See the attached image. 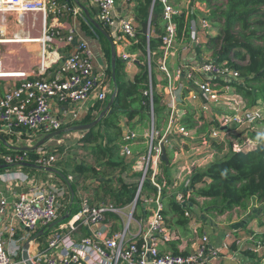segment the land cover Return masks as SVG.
Wrapping results in <instances>:
<instances>
[{
    "label": "built area",
    "instance_id": "1",
    "mask_svg": "<svg viewBox=\"0 0 264 264\" xmlns=\"http://www.w3.org/2000/svg\"><path fill=\"white\" fill-rule=\"evenodd\" d=\"M48 1L0 0V22L5 20L7 15L14 13L20 16L27 13H42L46 19ZM118 1L96 0L99 20L115 32L117 41L122 42L127 38L136 42L138 32L136 18L133 15H119ZM55 2L56 0H53V3ZM202 5L207 6L200 0H150L146 29L149 41L155 34L153 15L160 9L163 27L159 47L161 54L153 66L148 47V70L151 81L145 94L149 95L153 105L152 74L154 70H159V73L163 74V82L156 83V88L163 92L164 102L170 110L169 129L176 125L180 133L186 136L189 134L188 128L178 118L180 115L178 105L181 100L178 83L185 80L191 86L194 85L198 91L193 92L192 96L197 99L198 92L207 96L214 94L209 80L220 78L229 82L237 80L240 76L239 71L229 64V60L217 62L211 59L201 63L183 61L176 68L170 67V58L183 54V58L180 59H184V55L202 44L200 32L209 26V22L205 18H196V15L190 17L192 11L203 8ZM181 15H185L186 20L189 18V35L183 36L182 39L178 35L177 21ZM50 29L52 32L45 33L44 36L48 41H54L55 34H59L60 30L56 26ZM69 33L71 35L66 40L73 41V31L69 30ZM46 52L42 53V63L38 69L40 73L46 71V63L50 60L46 57ZM123 58L131 59L127 54H124ZM37 71L6 66L5 59L0 55V82L7 84L0 96V122L5 130L14 133L27 131L32 135L61 129L63 119L53 112L51 103L53 99L65 104L85 103L91 99L105 101L114 90L105 71L95 72L92 51L84 42L79 43L76 50L65 58L61 68L62 76L35 77ZM151 113L154 114L153 107ZM263 116L264 102L252 107V111L246 112L244 118L236 116L235 122L241 124ZM135 136L133 132H127L124 136L125 143L121 146V154L126 158L134 157L131 141ZM148 142L146 152L138 155L135 160V164H140L142 178L129 205L131 208L126 211L128 207H118L110 202H97L89 195L82 196L78 205L79 210L74 214L70 212L67 220L51 229L47 244L43 245L40 238L31 241L29 254L34 264H220L219 259H228L222 252L231 251L232 245L238 246L240 242L232 232H224L219 246L213 245L212 237L206 231L199 237L192 252L183 254L174 252L172 248L165 249L167 244L180 240L182 236L178 228L168 223L163 212L162 194L165 184L162 185L157 180L163 152L162 142H157L154 135L150 136ZM0 157L4 159V163L9 164L31 161L27 151H17ZM53 159L54 157L41 156L32 162L52 166L50 164ZM69 178L71 180L72 175ZM145 181L153 188L154 196L144 200L149 215L146 223L142 224L136 222L135 210L140 194H146L149 189L146 188ZM63 193L58 187L33 184L26 192L16 194L11 201L0 196V220H5L4 228L0 231V264H24L19 257L24 241L41 228H49V225L59 217L58 209ZM176 197L175 200L181 202L184 196L177 194ZM150 203H153V206H148ZM109 212L117 214L121 221L126 217V226L112 231L113 223L106 221ZM185 215L190 216L188 210ZM134 222L136 226L132 231L131 226ZM82 228L87 231L83 236Z\"/></svg>",
    "mask_w": 264,
    "mask_h": 264
},
{
    "label": "rangeland",
    "instance_id": "2",
    "mask_svg": "<svg viewBox=\"0 0 264 264\" xmlns=\"http://www.w3.org/2000/svg\"><path fill=\"white\" fill-rule=\"evenodd\" d=\"M81 2L91 9L95 5V0H81ZM202 7L195 9L194 13L198 19H207L209 26L200 32L202 44L197 46V50L199 51L198 63L215 59L214 52L217 51L218 46L213 45L210 39L220 35L224 18L214 17V12L225 10L226 0H215L210 6L207 4V6L202 5ZM47 12L48 16L44 25H42V13L21 14V16L17 13L7 15L6 19L0 22V38H15L18 35L30 36L32 38L41 37L42 35L43 37L45 33L49 34L52 32L50 29L51 24L60 26L62 21L64 22L66 19L70 20L72 15H77L79 19L84 21L85 12L75 2L68 4L63 3L62 0H56L53 3V0H49ZM37 25H42V27L37 29ZM240 28L241 26L238 25L237 29ZM263 32L264 26L259 27L257 35L261 36L264 34ZM66 35V32L60 30L59 34H55V38H64ZM45 39V41L30 44L0 43V55L5 59L6 66L13 67L15 65L13 63L23 62L27 63L24 65L26 69H31L33 66L38 65L44 51H47L46 57L50 58L49 52L51 55V50L54 47L52 42L54 41ZM255 42L257 44H264V39L255 38ZM180 45L179 42L178 46ZM188 54L184 55L185 58ZM182 55L171 59V65L175 67L185 61V59H180ZM234 60L242 63L238 59ZM156 61H153L154 66L156 65ZM156 72L154 80L162 81L159 70ZM209 81L214 94L207 96L198 92L197 99L192 96L193 92L198 91L194 85L191 86L185 80L183 83H178L181 98L178 105V111L180 112L178 116L179 121L185 124L184 119L192 113L195 123V126L191 128L186 125L189 133L187 136L181 134L176 125H173L169 129L170 110L166 105L167 109L163 118H158L155 112L154 114L150 113L149 117L147 115L139 116L131 122H126L121 117L122 132L116 139L111 141L106 136L95 141H85L83 139L86 131H67L36 149V158L41 156L54 157L50 164L52 166L60 165L61 167L70 166L72 168L76 164L95 166L101 173L95 177L88 178L87 181H91V183L88 185V189L85 187L84 189L88 193H93L92 196L97 197L99 200L97 202H110L116 205L111 192L120 187L119 178L127 182L134 181L135 184H138L142 178V174L140 171H135L136 169L132 166L137 156L146 152L149 147V138L154 135L157 142H162L167 155L166 160L161 159L157 176V180L162 185L165 184L162 194L164 209L169 210V198L175 200L177 199V194H182L184 197L180 203L190 213L188 217L190 218V223L183 227L182 230L180 229L185 240L182 251L192 252L195 249L198 238L205 231H208L211 237L219 236L220 239L223 238L221 235L224 232H232L240 242L237 247L234 248L232 246L231 251L224 250L222 252L228 259H219L220 264H264V241L257 240L254 235L258 232H264V202L261 203L255 199H251L249 207L246 210L235 207L221 212L222 207L220 205L212 203L210 199L198 197L191 186L192 175L197 171L205 170L210 163L226 156L230 151L231 144L234 151L249 149L257 142L248 135V132L251 129H264V124L262 123L264 116L256 117L254 118L255 120L246 121L241 124L236 123V116L239 115L244 118L246 112L252 111V107L248 106L247 99L237 93L236 88L230 84H224L215 79ZM101 103L103 105L106 102ZM100 112L93 111V114L97 117ZM80 121L79 118L71 121L70 119L63 120L61 129H67L72 125L78 124ZM97 130L102 132L103 128L97 127ZM127 132H133L136 135L131 141L134 159L129 164L125 163V166L124 164H120L118 167H108L106 165L107 157L99 153L97 146L113 149L114 159L125 161V157L121 154V146L125 143L124 136ZM0 133L8 136L7 142L15 145H34L40 140V134L29 135L27 131L14 133L0 130ZM212 138L222 143V147L218 148L214 146ZM7 150L6 146L0 142V156L9 154ZM164 161L167 163V169L162 167V162ZM72 177L71 180L76 179L78 183L81 182V175L73 174ZM33 184H43L47 187L54 186L63 190L64 193L60 199L58 214L60 217L66 213H70L68 211L71 203L69 189L57 175L45 170L24 167H14L9 170L0 171V192L6 194L5 190L8 192L12 190V198L18 193L26 192ZM199 186L201 184L197 185V187ZM98 187L103 188L99 190ZM6 196H9V194ZM92 196L91 198H93ZM153 196L154 192L149 189L146 191V194H140L135 210L136 222L146 223L149 209L145 207L144 200ZM192 197L196 201H193ZM129 205L130 203L123 206L128 207L126 211L131 208ZM148 206H153V203L148 204ZM171 216L172 214L168 215L170 218ZM126 220V217L122 218L121 228L126 226ZM135 226L134 222L131 226L132 231L135 230ZM173 227L178 228L175 225ZM86 233V230H81L82 236ZM49 237L50 232L44 234L41 238V243L43 245L47 244ZM220 242L221 240L219 241V245ZM246 249H250L256 255L248 257L246 251H244Z\"/></svg>",
    "mask_w": 264,
    "mask_h": 264
},
{
    "label": "trees",
    "instance_id": "3",
    "mask_svg": "<svg viewBox=\"0 0 264 264\" xmlns=\"http://www.w3.org/2000/svg\"><path fill=\"white\" fill-rule=\"evenodd\" d=\"M210 6L215 0H200ZM149 7L150 0H139L136 6V20L141 24L147 23L149 20ZM161 10L158 9L152 18V24L155 28V34L151 36L148 41L146 32L141 27L138 28L137 41L133 44V50L140 49L142 54L139 56L140 71L135 75L134 79H126L122 72L124 66V60L117 58L116 66V82L115 89L117 90L116 101L112 106L111 112H109L101 122L94 128L84 133L85 141H95L103 136H106L109 141L116 139L122 132L120 118L123 117L126 122H131L139 116H150L151 108L153 107L155 115L158 118H163L166 113V104L164 102V94L156 88L157 81L154 80L157 70L153 71L152 83L154 86L153 100L149 95L145 94V90L149 89L150 74L148 70V47H150L152 65L154 66L155 60L160 56L161 35L163 34V27L161 24ZM195 13L192 11V15ZM214 17L224 18V24L221 27V33L219 36L212 37L210 42L213 45H217V51L214 52L215 61L222 62L229 60V64L237 69L240 76L235 81H226L225 79H215L224 84H230L234 86L237 93L243 95L247 99L249 107H255L261 105L264 102V44H257L255 38L264 39V34L257 35L259 27L264 26V0H226L225 10L221 12H214ZM189 19V18H188ZM186 20L185 15H181L177 18L178 21V35L182 39L184 36L189 35V22ZM82 28L85 32L91 36H99V39L104 47V52L111 64V45L102 32L95 28L89 21V25L81 20ZM103 25V24H102ZM240 25L241 28L237 29ZM93 28L94 32L91 30ZM105 29L110 32V29L103 25ZM257 27V28H255ZM248 31V33H246ZM264 33V32H263ZM198 46V45H197ZM197 46L189 52V56L185 59L186 62L195 63L199 62V51ZM197 51V52H196ZM238 59L242 63L235 61ZM109 78H112L111 65L108 68ZM110 95L105 101H96L89 109L87 114L80 119L79 123H89L95 120L97 117L93 114V111H102L107 105ZM101 102H106L101 105ZM185 125L191 128L195 126L193 120V114H189L184 119ZM217 123V122H215ZM264 124V118H262ZM218 125V124H216ZM97 127L103 128L102 132L96 131ZM249 136L256 141L255 145H252L249 149L233 150L232 144L230 145L229 153L222 159L213 161L203 171H197L192 175L191 186L196 192L198 197L204 199H210L212 203L218 204L222 207L220 210L224 212L226 209H233L239 207L240 209H248L251 199H255L257 202H264V129H251L248 132ZM0 142L6 146L4 141H8V136L1 134ZM214 146L221 148L223 145L219 143L215 138H212ZM9 153L17 152L6 146ZM99 153L107 157L106 165L108 167H118L120 164H124L125 161H119L114 159L113 149L98 147ZM33 151H28V155L31 161H35L37 154ZM4 159L0 157V163H3ZM67 175H83L85 177H95L101 172L97 170L95 166H89L86 164H76L73 168L70 166L61 167L56 165ZM162 167L167 169L166 161L162 162ZM29 168V167H24ZM5 169H0V171ZM37 170V169H36ZM56 175V174H55ZM58 176V175H57ZM65 184L66 182L58 176ZM73 188L75 190V198L72 200L70 192V208L68 211L71 214L76 213L79 210L77 204V183L76 179L71 180ZM120 187L111 192L112 197L116 205L123 207L128 203H131L135 197L137 191V184L134 181L127 182L126 180L119 178ZM201 186L197 187V185ZM67 185V184H66ZM68 188V186H67ZM146 188H150L149 184H146ZM69 189V188H68ZM193 201H196L192 197ZM168 209H164V214L168 223L173 226H177L180 229L187 226L190 223V218L185 215L187 211L180 202L170 199L168 200ZM172 214L171 218L168 217ZM175 219V220H174ZM107 222H113L112 231H116L120 228V217L115 213H107ZM84 231L85 228H82ZM46 233L50 232V228H45ZM45 233V234H46ZM257 240L264 241V232H258L254 234ZM40 239L42 237H39ZM172 248L176 253L186 254L188 252L180 250L176 244ZM234 248L236 244L232 245ZM247 256H255V252L250 249L244 250Z\"/></svg>",
    "mask_w": 264,
    "mask_h": 264
},
{
    "label": "crops",
    "instance_id": "4",
    "mask_svg": "<svg viewBox=\"0 0 264 264\" xmlns=\"http://www.w3.org/2000/svg\"><path fill=\"white\" fill-rule=\"evenodd\" d=\"M62 1H63V3H68V4L69 3L72 4L73 2H75V0H62ZM79 1L81 2V0H79ZM138 1L139 0H134V1L129 2L127 0H119L117 3L118 14L119 15H133L136 18L135 14H136V6L138 5ZM75 4H76V2H75ZM85 7L88 9L90 16L93 19L100 22L99 15H98V6L96 3V0H95V5H93V9L89 8V6H85ZM149 12H150V7H149ZM85 16L86 15L84 14V21L89 25ZM136 25L138 28L141 27V29L143 30V24H141V26H140V23L137 20H136ZM52 26L58 27L59 30L66 32L67 35L64 38H55L54 42H52L54 47H53V50H51V55L49 52L50 60L48 61V63H46V66H47L46 71L40 73V70H38L39 65L42 63V56L40 57L38 65L33 66L31 68V70H32L35 67L34 68L35 71L38 70L36 72L37 74H35V77H36V75L44 77V78H51V77L55 78V77L62 76L61 68H62V65L64 63L65 58H67L71 53H73L76 50L79 43L84 42L92 51L93 61H94V66H95V72L98 73L101 71H105L107 78H109L108 68L110 67L111 64H109V62H108V59H107L106 54L104 52V47H103V45L99 39V36L96 34V37H94V36L87 34L85 32V30L82 28L81 19H79L77 15H75V16L72 15L70 17V20L66 19L64 22L62 21L60 26L51 24L50 28ZM40 27H42V25L41 26L37 25L36 28L38 29ZM90 28L94 32V30L91 26H90ZM109 29H110V32L107 29L106 30L111 34L114 42L116 43L118 57L124 60V66H123L122 72L124 73L126 79H130V80L134 79L135 75L140 71L138 58L142 54V51L140 49H138L136 51L133 50V45H134L133 43L134 42L129 41L127 38L125 40H123L122 42L117 41V39H116L117 37L115 36L116 35L115 32L111 28H109ZM69 30H70V32H71V30L73 31V33H72L74 36L73 41L66 40V38H68V36L71 35V33H69ZM31 41L32 42H30V43H39L36 40H31ZM124 54L129 55V57L131 59L123 58ZM174 58H170V61H171V59H174ZM16 63H13V64H15L13 67H15L16 69L29 70V69H26L24 67V65L27 63H23V62H18L17 64ZM195 63H197V62H195ZM108 64H109V66H108ZM9 67H12V66H9ZM170 67L176 68L177 66L174 67L170 63ZM111 71H112V69H111ZM160 77L163 79V74L160 73ZM108 81H109V83H111L112 87L114 88L115 83H114L113 79L109 78ZM162 81H157V83L158 82L162 83ZM6 85L7 84L0 82V96L4 93V91L6 89ZM94 102H96V101L91 99V100H89V102H85V103L65 104V103H60L57 100L53 99L51 103H52V110L56 115L60 116L63 120L70 119V121H71L73 119H78V118L82 119L87 114L89 106L91 104H93ZM112 109L113 108H111V110ZM0 130H5V128L1 122H0ZM38 134H42V133H38ZM13 145H15V144H13ZM132 159H134V157H131V158L125 157V162L127 164H129V163H131ZM133 165L134 166H132V167H134V169L136 168L135 166H137L135 171H139L140 164L134 163ZM88 178H90V177H85V176L81 175V178H80L81 182L77 184L76 195H77V204L78 205H79L80 198L82 196L90 194L89 196L91 197L93 194V193L86 192V190L84 189V187L88 189V185H90V183H91V181H87ZM131 180H133V179H131ZM102 188L98 187L99 190H102ZM5 191H6V194L5 193L3 194L0 192L1 197H5L11 201L12 200V196H11L12 190L9 192L7 190H5ZM8 194H9V196H6ZM95 196H96V194H95ZM91 199L94 201L98 200L97 197H93ZM4 223H5V220H0V231L4 228ZM121 224H122V222L120 220V222H119L120 227H121ZM181 230L179 228V232L182 236L181 239L178 241L171 242V243L167 244L165 246V249H171L174 247L173 245L176 244L177 247L180 250H182V247H183L185 240H184V235H182V233H181ZM223 234L221 236H223ZM220 240L221 239L219 238V236L212 237L213 245L219 246Z\"/></svg>",
    "mask_w": 264,
    "mask_h": 264
},
{
    "label": "water",
    "instance_id": "5",
    "mask_svg": "<svg viewBox=\"0 0 264 264\" xmlns=\"http://www.w3.org/2000/svg\"><path fill=\"white\" fill-rule=\"evenodd\" d=\"M75 2L85 12V15H86L85 17H86L87 21H89L95 28H97L100 32H102L111 45L112 79L115 83L116 82V66H117V58H118L116 43L114 42L111 34L102 26V24L90 16L88 9L79 0H75ZM146 29H147V23H143V31L146 32ZM116 95H117V90L114 89V91L111 94L109 101H108L107 105L105 106V108L100 112L99 116L95 120H93L89 123H78V124L70 126L67 129H58V130H55V131H52L49 133L40 134V140L37 141V143L34 145H28V144L13 145L7 141H4V142H5L6 146H8L10 149L20 151V152H23V151L28 152V151H33V150L40 148L47 141L55 138L56 136H59V135L65 133L67 131H82V132L88 131V130L94 128L95 126H97L101 122V120L108 114V112L111 110L112 106L115 104ZM0 138H1V135H0ZM166 157H167L166 151H165V148L163 147L162 159L166 160ZM18 166L29 167V168L39 169V170H45L47 172H50V173H53V174L60 176L67 184V186L71 192L72 200L75 198V190L73 188L72 182H71L69 176H67L62 171V169H60L56 166L39 165V164H36L34 162H28V161L10 163V164L9 163H0V169H5V170H9L13 167H18ZM69 217H70L69 213H66V214L58 217L56 220H54L49 225V228L52 229V228L58 226L59 224H61L65 220H67ZM45 233H46V230L41 229V230H39V232H36L33 236H31L24 243L23 248H22V255H21L22 260L24 261V264H34L32 259H31L30 254H29L30 243H31V241H34V240L38 239L39 237L43 236Z\"/></svg>",
    "mask_w": 264,
    "mask_h": 264
},
{
    "label": "bare ground",
    "instance_id": "6",
    "mask_svg": "<svg viewBox=\"0 0 264 264\" xmlns=\"http://www.w3.org/2000/svg\"><path fill=\"white\" fill-rule=\"evenodd\" d=\"M27 14H33V13H27ZM41 16H42V19H43L42 25H44V23H46V19H45L44 14H41ZM43 38H44V40H43ZM45 38H46L45 36L32 38L30 36H20V35H18L15 38H0V43H13V44H17L18 45V44H21V43H30V42H32L31 40H36L37 42L45 41L46 40Z\"/></svg>",
    "mask_w": 264,
    "mask_h": 264
}]
</instances>
